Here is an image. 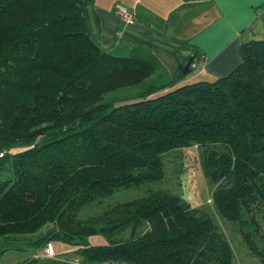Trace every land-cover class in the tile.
<instances>
[{
    "label": "trees",
    "instance_id": "16d2710c",
    "mask_svg": "<svg viewBox=\"0 0 264 264\" xmlns=\"http://www.w3.org/2000/svg\"><path fill=\"white\" fill-rule=\"evenodd\" d=\"M88 7L0 0V242L57 241L82 264H233L209 215L164 190L77 218L116 189L161 180L163 157L193 146L215 214L264 264V41L242 44L225 77L179 83L181 65L177 78L151 80L154 61L98 47ZM134 85L130 101L102 102ZM9 250L23 251L0 255Z\"/></svg>",
    "mask_w": 264,
    "mask_h": 264
},
{
    "label": "crops",
    "instance_id": "0c3cea01",
    "mask_svg": "<svg viewBox=\"0 0 264 264\" xmlns=\"http://www.w3.org/2000/svg\"><path fill=\"white\" fill-rule=\"evenodd\" d=\"M91 36L98 47L115 57L154 61V79L177 78L180 66H189L195 81L225 77L239 63V47L264 41V0H86ZM121 5L134 14L125 25L115 14ZM190 77V76H189ZM184 77L179 83H187ZM55 256L28 264H82L73 249L58 243ZM5 251L0 264H23L36 258ZM113 264V263H102Z\"/></svg>",
    "mask_w": 264,
    "mask_h": 264
},
{
    "label": "rangeland",
    "instance_id": "374dc122",
    "mask_svg": "<svg viewBox=\"0 0 264 264\" xmlns=\"http://www.w3.org/2000/svg\"><path fill=\"white\" fill-rule=\"evenodd\" d=\"M188 82L195 81L197 78H191L192 74L185 75ZM153 80L154 75H152ZM138 91L137 86H126L114 91H110L103 95L102 102L111 105H119L124 102L130 101ZM159 93L154 94V96ZM200 150L196 147H188L178 151L169 152L163 159V177L159 181H152L137 187L119 188L114 190L108 196H105L100 201H93L88 206L82 207L78 213V219H85L87 217L97 215L106 207L115 203L130 201L132 199L145 196L148 191L164 190L172 195L180 198L190 208L202 211L209 215L210 219L217 226L229 244L233 256V264H261L258 259L253 257L246 245L242 243L238 226L235 224L227 223L217 217L213 210L211 203V196L215 190V185L203 175L199 154ZM259 232L263 229L261 220H258ZM144 228V225L135 230V234H139ZM45 228L39 230L43 232ZM130 230L126 229L115 237V240H126L129 237ZM90 245L105 244V240L101 236H93L88 239ZM59 242L52 241V246L57 245ZM14 241L0 242V249L5 247L9 249L22 248L23 251L9 250L20 253L23 256H30L34 252L33 249L27 245H21ZM37 252V251H36Z\"/></svg>",
    "mask_w": 264,
    "mask_h": 264
},
{
    "label": "built area",
    "instance_id": "2783aa9c",
    "mask_svg": "<svg viewBox=\"0 0 264 264\" xmlns=\"http://www.w3.org/2000/svg\"><path fill=\"white\" fill-rule=\"evenodd\" d=\"M115 14L120 18V20L125 25H132L135 21L134 14L130 11H128L126 8H124L121 5H115L114 6ZM3 152L0 151V158L2 157ZM55 256L54 248L51 244V242H48L45 244V246L42 248V251L36 256L39 258H52Z\"/></svg>",
    "mask_w": 264,
    "mask_h": 264
},
{
    "label": "water",
    "instance_id": "95a60500",
    "mask_svg": "<svg viewBox=\"0 0 264 264\" xmlns=\"http://www.w3.org/2000/svg\"><path fill=\"white\" fill-rule=\"evenodd\" d=\"M191 62H192V58H188L187 61L183 64L182 69H181V74L183 76L189 73V66Z\"/></svg>",
    "mask_w": 264,
    "mask_h": 264
}]
</instances>
